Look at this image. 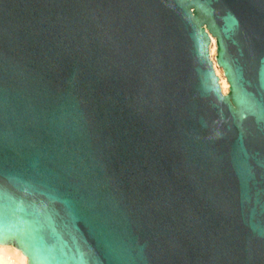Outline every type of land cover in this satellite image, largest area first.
<instances>
[{"label": "water", "instance_id": "water-1", "mask_svg": "<svg viewBox=\"0 0 264 264\" xmlns=\"http://www.w3.org/2000/svg\"><path fill=\"white\" fill-rule=\"evenodd\" d=\"M0 234L27 264H264V0H0Z\"/></svg>", "mask_w": 264, "mask_h": 264}, {"label": "bare ground", "instance_id": "bare-ground-1", "mask_svg": "<svg viewBox=\"0 0 264 264\" xmlns=\"http://www.w3.org/2000/svg\"><path fill=\"white\" fill-rule=\"evenodd\" d=\"M216 41L211 37L209 45V57L212 61L214 72L218 77L221 92L226 95L228 93L229 85L223 74L222 69L217 65L216 60ZM26 256L21 254L20 250L15 249L12 245H0V264H27Z\"/></svg>", "mask_w": 264, "mask_h": 264}, {"label": "snow or ice", "instance_id": "snow-or-ice-1", "mask_svg": "<svg viewBox=\"0 0 264 264\" xmlns=\"http://www.w3.org/2000/svg\"><path fill=\"white\" fill-rule=\"evenodd\" d=\"M10 242H11V238L9 236H6L4 234H0V245H4V244L10 243ZM13 246L19 247L20 244H19V242H16V244H14Z\"/></svg>", "mask_w": 264, "mask_h": 264}]
</instances>
